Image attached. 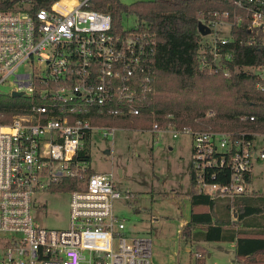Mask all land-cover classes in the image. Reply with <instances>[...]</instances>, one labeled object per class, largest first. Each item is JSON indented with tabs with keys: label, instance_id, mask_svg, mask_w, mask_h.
<instances>
[{
	"label": "built area",
	"instance_id": "2783aa9c",
	"mask_svg": "<svg viewBox=\"0 0 264 264\" xmlns=\"http://www.w3.org/2000/svg\"><path fill=\"white\" fill-rule=\"evenodd\" d=\"M10 1L12 7L0 9V88L9 86L0 95L21 92L16 98L23 102L0 122V264H153V240L125 236L124 219L113 210L116 200H131V192L118 188L120 177L112 172H87L91 141L113 139L118 129L190 135L198 193L233 199L253 191L255 164L264 161L263 132L177 128L172 121L150 129L93 122L142 114L156 88V43L148 31L135 23L114 31L110 15L94 9L93 0H52L38 9L35 0ZM233 2L232 10L201 11L200 22L210 30L198 52L202 71L231 75L235 27L253 32L248 44L264 46V0ZM244 69L256 74L264 92V64ZM65 180L77 182L68 191V228L35 224V192ZM192 257L205 254L195 250Z\"/></svg>",
	"mask_w": 264,
	"mask_h": 264
},
{
	"label": "trees",
	"instance_id": "16d2710c",
	"mask_svg": "<svg viewBox=\"0 0 264 264\" xmlns=\"http://www.w3.org/2000/svg\"><path fill=\"white\" fill-rule=\"evenodd\" d=\"M51 1L35 0L33 9ZM13 3L0 0V9H8ZM91 6L110 15L114 31H122L124 17L132 15L139 30L148 31L156 43L153 63L156 88L148 96L142 114L128 118L101 117L93 119L94 123L150 129L156 122L164 126L172 121L177 128L264 133V92L257 88L256 74L244 69L264 64V46L247 43L253 32L246 27L233 29L230 76L211 74L199 67L201 11L232 10L233 0H135L129 4L120 0H93ZM22 102L21 98L0 95V122H8ZM168 114H173V118H168ZM243 115H255L256 121L242 119ZM87 172L92 173L91 168ZM76 184L75 180H65L51 184L48 189L69 191ZM188 195L191 220L182 227V234L195 241H235V257L242 264H264V223L248 221L264 216V193L252 191L233 199H212L198 193L191 183ZM195 263L204 261L197 259Z\"/></svg>",
	"mask_w": 264,
	"mask_h": 264
},
{
	"label": "rangeland",
	"instance_id": "374dc122",
	"mask_svg": "<svg viewBox=\"0 0 264 264\" xmlns=\"http://www.w3.org/2000/svg\"><path fill=\"white\" fill-rule=\"evenodd\" d=\"M120 1L129 4L135 0ZM122 24L123 28H132L134 17L125 16ZM8 90L9 86L0 88L2 94H7ZM88 147L92 171L117 175L121 170L123 176L117 181L118 188L129 190L133 196L131 200H116L113 204L115 214L124 219V235L151 238L153 264H196L182 235V223L190 218L186 196L191 189L192 137L188 134L155 137L146 131L118 129L113 139L96 136ZM252 186L264 190V161L255 164ZM33 201L38 202L32 206L35 224L68 228V191L39 190L33 195ZM208 244L220 245L219 242ZM225 246L226 250L220 253L222 264H228V245Z\"/></svg>",
	"mask_w": 264,
	"mask_h": 264
},
{
	"label": "crops",
	"instance_id": "0c3cea01",
	"mask_svg": "<svg viewBox=\"0 0 264 264\" xmlns=\"http://www.w3.org/2000/svg\"><path fill=\"white\" fill-rule=\"evenodd\" d=\"M109 153V152H108ZM92 171V169H91ZM92 173H96V172H93ZM254 173H255V169H254ZM254 173H253V177H252V183H251V188L253 191H257L259 193H264V190L261 191V190H256L254 188V186H252V184L254 183ZM120 178H122L123 176V173L122 171L120 170L119 171V174H117ZM119 179H116V183ZM192 183V181H191ZM188 195V193H187ZM188 198V201L190 203V218L189 220H184V222L182 223L183 226L186 225L190 220H191V200H190V197L189 195L186 196ZM235 219L237 218V215H234ZM227 218V217H225ZM157 220V219H156ZM249 222H257V223H264V216H258V217H255V218H251L248 220ZM197 230V229H196ZM183 237L185 238V243L187 244V246H189V249H188V253L190 255L191 258L192 257V251H195V250H198V251H202L204 252L205 254V258L202 259L204 261V264H222L220 262V259H222V257H220V253L221 252H224L226 250V246L225 245H228L227 247V253H228V264H242V261H239L236 259L235 257V246H236V242L235 241H195V240H192L190 236H187V235H184L182 234ZM213 243V242H219L220 245L218 246H212L208 243ZM207 245V246H206ZM217 253H219L217 255ZM153 255H154V252H153ZM207 257V258H206ZM208 260V261H207ZM191 261V260H190Z\"/></svg>",
	"mask_w": 264,
	"mask_h": 264
},
{
	"label": "water",
	"instance_id": "95a60500",
	"mask_svg": "<svg viewBox=\"0 0 264 264\" xmlns=\"http://www.w3.org/2000/svg\"><path fill=\"white\" fill-rule=\"evenodd\" d=\"M199 31L201 32V34L206 35L210 32L209 28H207L204 24H202L201 22L198 25ZM21 95V92H13L12 93V97H18ZM106 154H108V151H106Z\"/></svg>",
	"mask_w": 264,
	"mask_h": 264
},
{
	"label": "flooded vegetation",
	"instance_id": "af4514ba",
	"mask_svg": "<svg viewBox=\"0 0 264 264\" xmlns=\"http://www.w3.org/2000/svg\"><path fill=\"white\" fill-rule=\"evenodd\" d=\"M106 152V151H105Z\"/></svg>",
	"mask_w": 264,
	"mask_h": 264
}]
</instances>
